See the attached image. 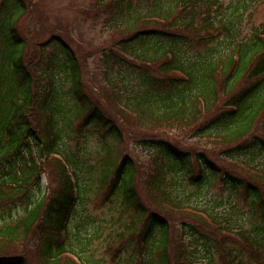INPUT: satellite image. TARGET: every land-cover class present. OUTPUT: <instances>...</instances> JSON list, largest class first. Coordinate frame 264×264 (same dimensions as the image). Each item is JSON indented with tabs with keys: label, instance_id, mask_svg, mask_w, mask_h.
I'll use <instances>...</instances> for the list:
<instances>
[{
	"label": "trees",
	"instance_id": "1",
	"mask_svg": "<svg viewBox=\"0 0 264 264\" xmlns=\"http://www.w3.org/2000/svg\"><path fill=\"white\" fill-rule=\"evenodd\" d=\"M212 5L95 0L88 12L102 14L117 38L103 47L88 82L86 58L63 29L34 54L28 35L35 29L25 38L16 30L25 4L1 0L0 210L17 201L28 207L0 226V264H89L66 227L81 192L63 142L72 139L74 120H81L75 134H99L106 154L97 181L140 225L128 238L149 264H193L185 236L170 237L176 224H190L216 247L220 264H245L241 256L264 264V161H257L264 153V26L238 40L245 10L225 14ZM45 167L55 172V188L32 203L28 194ZM180 179L196 187L218 181L223 194L208 209L191 207L174 193ZM241 210L260 238L230 223Z\"/></svg>",
	"mask_w": 264,
	"mask_h": 264
},
{
	"label": "rangeland",
	"instance_id": "2",
	"mask_svg": "<svg viewBox=\"0 0 264 264\" xmlns=\"http://www.w3.org/2000/svg\"><path fill=\"white\" fill-rule=\"evenodd\" d=\"M22 1L26 6V12L19 19L16 30L20 37L25 38L27 31L35 29L33 34L28 35L31 52L37 54L39 52L37 46L44 42L51 32L56 31L55 29H63L70 40V44L74 48L77 47L76 51L80 53L79 56L81 55L83 61L84 56L86 58L84 73H86V79L89 82V74H94V71L96 74L98 73V57L106 49L103 47H107L117 38V33L114 30L108 32L111 29L102 25L104 23L102 14L94 15L88 12L91 9L94 11L95 0ZM211 2L213 5L222 4L225 14L245 10L244 27L241 33L237 35L238 40H244V36L250 32L252 27L264 26V2L261 0L255 2L251 0H211ZM213 5L212 7L216 9L217 7ZM102 13L104 14L103 11ZM213 15L217 16L218 14L214 13ZM188 57L196 58L194 53ZM69 104L71 106V102ZM80 123L81 120L72 122L69 130L72 139L63 141L65 151L75 156L73 158L75 162L73 173L77 180L76 184L81 190L78 202L66 223L73 249L81 254L80 256L85 258L89 264H149L146 252L141 257L139 256L137 239L128 238L134 232L139 231L140 225L133 224V216L131 217L128 212L126 213L121 209L114 196H106L107 185L105 183L100 185L97 181L100 178L101 164L106 154L99 134L89 128H83L79 134H75V129L79 130ZM91 132L93 134L88 135ZM172 134L180 137L184 135V132L175 131ZM123 146L124 144L121 145L122 149ZM257 161L261 163L264 161L263 152ZM45 168L44 174H41L39 178V187L33 188L28 194L32 203L44 193H51L55 188V172L52 168ZM15 173L18 174V169L15 170ZM175 188L174 193L186 205L198 208L208 209L212 207L213 201L221 198L223 194V187L218 181L196 187L190 186L186 180L180 179ZM238 197L236 199L237 207L241 208L244 204L240 193ZM27 207L28 205L24 201H17L14 205L0 210V226L20 217ZM239 214L237 216L229 215L230 223L241 227L242 230L249 232L252 236L260 238L261 235L256 229V224L245 215L246 212L241 210ZM171 229V239L176 234L185 236L188 256H193V264H220L216 247H214L215 251L211 244L201 239L199 232L194 231L190 224L184 225V227L182 224H176ZM193 232H196L194 235L196 245L190 238ZM200 232L204 236L206 235L209 242L210 237L204 232ZM189 242L194 247L191 245L192 248H189ZM81 246H83L82 253L80 251ZM225 248L233 250L234 247L226 245ZM115 250L119 251L117 255ZM241 257H243L245 264H262V262L248 263V259H245L244 256Z\"/></svg>",
	"mask_w": 264,
	"mask_h": 264
}]
</instances>
